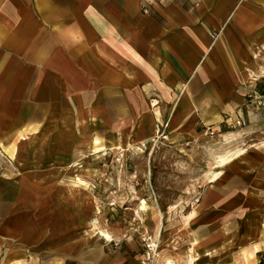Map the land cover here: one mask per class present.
Returning <instances> with one entry per match:
<instances>
[{
    "label": "crops",
    "instance_id": "1",
    "mask_svg": "<svg viewBox=\"0 0 264 264\" xmlns=\"http://www.w3.org/2000/svg\"><path fill=\"white\" fill-rule=\"evenodd\" d=\"M260 92L264 0H0V153L22 163H15L12 182L15 208L32 211L30 230L28 219L17 218L19 240L33 237L35 249L36 235L52 236L43 224L51 213L41 191L50 185L37 181L35 167L24 169L29 160L39 167L44 153H61L57 143L71 126L91 119L115 135L120 121L133 124L139 110H154L156 120L159 115L179 126V136L203 126L221 135L236 119L243 121L242 131L256 130L245 155L208 183L192 223L202 248L214 255H240L259 244L248 258L258 264L264 137L257 130L264 128V107L247 99ZM10 179L0 175V189ZM58 249L70 252L66 245Z\"/></svg>",
    "mask_w": 264,
    "mask_h": 264
},
{
    "label": "rangeland",
    "instance_id": "2",
    "mask_svg": "<svg viewBox=\"0 0 264 264\" xmlns=\"http://www.w3.org/2000/svg\"><path fill=\"white\" fill-rule=\"evenodd\" d=\"M157 116L158 120L154 110H139L133 124L120 121V127L114 125L118 128L115 135L111 126L89 119L81 128L70 127L57 143L61 153H44L39 159L44 164L39 167L27 162L24 169L35 167L37 181L50 185L41 191L51 213L43 216V224L50 225L52 236L36 235L40 243L35 249L33 237L24 244L19 240L15 225L19 216L28 219V230L32 224L30 209L15 208L12 182L19 171L15 163H22L15 155L0 153L1 179L11 178L0 189V264H191L194 238L199 242L192 252L194 264H248L259 244L243 248L240 255H214L202 248L198 227L192 222L211 171H221L220 178L223 167L242 158L246 140L256 130L242 131L241 120L240 125L234 121L222 127L227 133L221 135L203 126L179 136V126H170ZM156 122L162 124L159 131ZM257 131L264 137V128ZM221 158L227 160L222 166ZM27 201L32 202L30 196ZM194 210L187 224V215L193 216ZM207 214L214 217V212ZM95 229L110 238L96 234ZM53 245L56 250L49 253L48 246ZM65 245L70 252L59 253L58 247ZM147 245L153 247L148 258ZM259 254L258 264H264V248Z\"/></svg>",
    "mask_w": 264,
    "mask_h": 264
},
{
    "label": "built area",
    "instance_id": "3",
    "mask_svg": "<svg viewBox=\"0 0 264 264\" xmlns=\"http://www.w3.org/2000/svg\"><path fill=\"white\" fill-rule=\"evenodd\" d=\"M145 1L150 3V0H145ZM141 10L146 13L148 11V8L146 5H143ZM152 100L155 101L154 105H152ZM247 103L251 104L253 107H264V95L257 94V93L249 94L248 99H247ZM149 104L151 106H155V105H157V101L155 99H151L149 101ZM235 124L240 125L241 120L236 119ZM160 125H162V124H160L159 122H156V124H155L156 131L160 130ZM147 248H148V250H147V258H148L150 255V252L153 251V247H152V245H147Z\"/></svg>",
    "mask_w": 264,
    "mask_h": 264
},
{
    "label": "bare ground",
    "instance_id": "4",
    "mask_svg": "<svg viewBox=\"0 0 264 264\" xmlns=\"http://www.w3.org/2000/svg\"><path fill=\"white\" fill-rule=\"evenodd\" d=\"M153 103H154V101L152 102V105H153ZM225 161H227V160H225V158H221L220 160H219V162H220V164H221V166L222 165H224V163H225ZM66 168V167H65ZM211 168H213L212 166H211ZM210 168V169H211ZM64 170V169H63ZM211 176L209 177V182H213V181H215L216 179H218L219 178V176H220V174H221V171H215V170H213V171H211ZM75 185V184H74ZM76 186V185H75ZM144 204H145V201H142V206H144ZM194 215V214H193ZM187 218H191V213H190V215H188V217ZM92 226L94 227V224H92ZM94 229V228H93ZM96 230V229H95ZM94 230V231H95ZM158 232V231H157ZM95 233L96 234H100L101 236H104V237H106V238H110V235L108 234V233H105L104 231H102L101 229H99V230H96L95 231ZM105 239V238H104ZM194 246H193V243H191V245H190V253H189V262L191 263V264H194V260L196 259L195 258V254H193L195 251H194ZM193 252V253H192Z\"/></svg>",
    "mask_w": 264,
    "mask_h": 264
}]
</instances>
